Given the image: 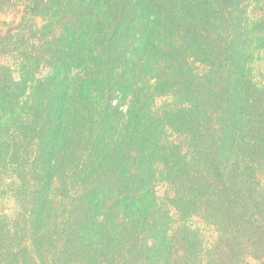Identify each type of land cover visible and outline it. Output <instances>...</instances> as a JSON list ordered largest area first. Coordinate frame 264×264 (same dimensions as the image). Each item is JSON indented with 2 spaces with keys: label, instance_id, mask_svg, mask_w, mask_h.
Segmentation results:
<instances>
[{
  "label": "trees",
  "instance_id": "obj_1",
  "mask_svg": "<svg viewBox=\"0 0 264 264\" xmlns=\"http://www.w3.org/2000/svg\"><path fill=\"white\" fill-rule=\"evenodd\" d=\"M2 15L0 264H264V0Z\"/></svg>",
  "mask_w": 264,
  "mask_h": 264
},
{
  "label": "rangeland",
  "instance_id": "obj_2",
  "mask_svg": "<svg viewBox=\"0 0 264 264\" xmlns=\"http://www.w3.org/2000/svg\"><path fill=\"white\" fill-rule=\"evenodd\" d=\"M10 19H12V16L2 15L0 17V22L10 20ZM1 61L5 64L11 66L12 68L16 67L13 58L7 57ZM257 66L259 67L257 74L264 75V62L261 61L260 63L257 64ZM168 102H170V98L160 97L157 99L156 107L158 108V107H160V106H162ZM156 192H157V196L160 199V201L163 203H167V198L170 195V191H169L168 186L164 183L159 182L156 185ZM18 211H19L18 203H17L16 199L12 196V194L9 193L7 196H4L3 198L0 199V212L2 214L14 216ZM171 213H172L173 217L175 219H177L176 212L171 209ZM202 229H203L204 235L206 236L207 239L211 240L214 237V234H213L214 231L212 228H210L209 226H206V225H202Z\"/></svg>",
  "mask_w": 264,
  "mask_h": 264
}]
</instances>
